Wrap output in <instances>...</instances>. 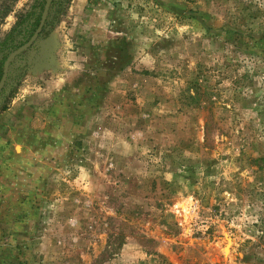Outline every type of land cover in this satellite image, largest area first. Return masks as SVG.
<instances>
[{
    "label": "rangeland",
    "instance_id": "374dc122",
    "mask_svg": "<svg viewBox=\"0 0 264 264\" xmlns=\"http://www.w3.org/2000/svg\"><path fill=\"white\" fill-rule=\"evenodd\" d=\"M46 1L0 0L2 72ZM0 264H264V0H51L0 91Z\"/></svg>",
    "mask_w": 264,
    "mask_h": 264
},
{
    "label": "water",
    "instance_id": "95a60500",
    "mask_svg": "<svg viewBox=\"0 0 264 264\" xmlns=\"http://www.w3.org/2000/svg\"><path fill=\"white\" fill-rule=\"evenodd\" d=\"M51 0H47L46 1V4H45V7L43 9V12H42V15H41V18H40V22H39V25H38V28L37 30L35 31V33L32 35V37L26 42L24 43L23 45L19 46L17 49H15L5 60L4 62V66H3V72H2V77L0 79V91L2 90L3 88V85L5 83V80H6V77H7V73H8V65L10 63V61L13 59V57L15 55H17L19 52L27 49V47L36 39V37L38 36V33L40 32L43 24H44V20H45V17H46V13H47V9H48V6L50 4Z\"/></svg>",
    "mask_w": 264,
    "mask_h": 264
},
{
    "label": "trees",
    "instance_id": "16d2710c",
    "mask_svg": "<svg viewBox=\"0 0 264 264\" xmlns=\"http://www.w3.org/2000/svg\"><path fill=\"white\" fill-rule=\"evenodd\" d=\"M6 11H7V7H5L3 13H6ZM40 16H41V11L37 14V16L34 19V22L32 25L33 27H32V30L30 31V33H28L29 34L28 37H30L33 34V32L35 31V29L37 28V25L39 24V21H40ZM1 77H2V69L0 68V79H1Z\"/></svg>",
    "mask_w": 264,
    "mask_h": 264
}]
</instances>
